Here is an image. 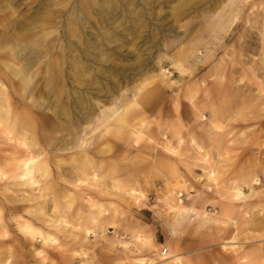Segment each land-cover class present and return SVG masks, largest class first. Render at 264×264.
Returning <instances> with one entry per match:
<instances>
[{
  "label": "rangeland",
  "instance_id": "1",
  "mask_svg": "<svg viewBox=\"0 0 264 264\" xmlns=\"http://www.w3.org/2000/svg\"><path fill=\"white\" fill-rule=\"evenodd\" d=\"M228 1L5 0L0 15L8 17L0 30L9 18L26 19L21 32L45 24L57 49L42 59L60 62L56 72L66 78L52 83L45 67L38 68L32 89L21 91L20 79L8 68L17 64L9 55L12 42H0V85L11 110L29 120L28 133L37 141L29 149L42 147L49 165L41 178L52 188L37 198L31 187L0 181V240L7 239L0 251L8 249L12 264H157L164 249L179 256L180 264H244L242 255L249 264H264V227H253L264 220V174L253 184L259 196L225 198L228 187L244 183L258 158L264 159V73L255 68L263 58L264 0L226 6ZM236 7L233 24L218 30L217 23ZM75 18L80 41L70 36L69 20ZM133 95L138 101L128 104L129 121L100 136L107 139L87 152L85 165L74 147L79 136L94 127L101 108L127 103ZM138 105L152 111L140 112ZM62 108L74 117L71 128H61ZM55 112L57 123L45 126L44 116L54 118ZM99 133L89 134L91 143ZM191 138L202 147L198 154ZM3 142L0 135V164L20 150ZM208 164L214 177L207 176ZM130 188L136 199L127 194ZM242 190L248 194L250 186ZM170 196L215 221L176 225ZM255 200L259 205L248 208ZM54 214L68 220L61 229L44 222ZM19 220L33 227L34 237L21 232ZM88 229L95 232L86 235ZM38 233L50 237L43 242ZM136 235L150 248L138 249Z\"/></svg>",
  "mask_w": 264,
  "mask_h": 264
},
{
  "label": "bare ground",
  "instance_id": "2",
  "mask_svg": "<svg viewBox=\"0 0 264 264\" xmlns=\"http://www.w3.org/2000/svg\"><path fill=\"white\" fill-rule=\"evenodd\" d=\"M235 1L238 0H230L226 3V6L232 5ZM10 2H17V0H10ZM5 4L7 5V2L5 0H0V7H3L5 9ZM26 5V4H24ZM224 8L225 5L222 6L218 10V14L224 15ZM3 9V10H4ZM176 11L177 8H173ZM237 7L233 10H231L232 14L227 18L222 20L223 22L217 23L218 30H225L228 27H230L233 22L236 20V16L238 11H236ZM6 17V13L3 12L0 15V21L4 20ZM36 17V16H34ZM84 18L82 17V20ZM25 21L20 20V18H9L5 22V27H3L0 30V42L6 43V42H12V48L10 49V57L15 59L16 65L12 66L9 65L8 68L11 70L12 74L14 76H17L18 79H20L19 83V89L21 91L26 92L27 88L32 89V83L33 77L37 75L35 70L38 68L45 67L46 73H49V81L54 82H60L62 83L63 80L66 78L63 77L64 75H61L57 73V70L60 69L61 63L56 60H49V59H42L49 55L50 52H52L54 49H57V46L54 43V39L50 37L53 31H45V24L39 23V24H33L32 27L27 28L25 31H17L22 30L23 27L26 24ZM69 22L71 23V29L70 30V36L77 37L79 34V31L72 26L73 23H79L78 18L70 19ZM51 22L48 21L47 26H49ZM31 24V23H30ZM215 26V25H214ZM8 27H12L11 32H9L7 29H10ZM215 28V27H214ZM20 32V33H19ZM77 35V36H76ZM69 36V35H68ZM29 39V40H27ZM77 41H80V36L77 37ZM262 55L263 58L260 63L257 64L255 67L257 70H261L264 73V45L262 47ZM101 57V56H100ZM103 59V57H101ZM75 67H78V64L75 65ZM251 71L253 74H255L254 68H251ZM61 72V71H60ZM164 75V70H160L158 73V76L161 78ZM260 80V79H259ZM263 80L261 79L258 84H262ZM263 85V84H262ZM58 99V97H57ZM138 101V96L133 95L132 100L125 103L123 100H117L112 105L106 106L100 109V111L95 115L94 117V127L86 132L84 136H79L77 141L74 144L75 148H78L81 150L80 156L83 157V160L86 163L90 162V158L87 155V152H91L95 147H97L102 140L107 139L103 137H100L102 135H106L110 128L114 125L115 127H119L117 123L122 124L126 121H129V113H128V104L130 106H135ZM145 100L143 99L142 102ZM140 106V112H151L152 110L149 109L146 110L145 105H138ZM86 108V107H84ZM90 106L88 107L89 110ZM65 108H62L61 114L65 115L64 124L62 129L64 128H71L73 125V115H69L65 113ZM22 112V111H21ZM54 118H50V116H44V125L50 126L53 122L57 123V118L60 117L59 112L54 113ZM200 117L204 116L200 114ZM213 120V119H212ZM31 124L29 120L27 121L25 115L23 114H16L11 110V103L10 99L8 97V93L6 89L3 87V85H0V135L4 137V144H9L13 142V145H15V148H19L20 150L16 151L14 150L11 155H9L7 158L2 159V164H0V181H4L5 187L8 185H14V186H28L39 192L38 195L35 197L41 198L46 197L47 191L52 190L51 185L48 182H45L42 180L41 177L45 176L48 171V165L49 162L46 158L41 157L42 153V147L38 146L37 150L32 152L29 149V145L35 146L37 144V141L33 137L31 133H28V127H30ZM215 126V124H213ZM84 129H87V125L84 127ZM71 130V129H69ZM93 130H99L98 138L93 143L90 142L91 140V134ZM211 130V129H210ZM130 133H134L132 131V125H130V130H128ZM69 132V131H68ZM14 133V134H13ZM119 133V129L115 131V134ZM70 138L73 139L74 136H76V133H69ZM89 135V136H87ZM116 137V136H115ZM71 142V141H70ZM181 140L179 139V143ZM191 143H195V139L191 138ZM67 148V147H65ZM195 150L200 151L202 149L201 145H194ZM109 149L105 148L102 149L100 152H107ZM227 151L226 153H228ZM263 160H260L258 158V165L255 170H251L247 173L245 182H234L228 187V194L225 197L226 199L230 201H247L248 198L253 196H259L257 192L253 191V184H258V175L264 174V165H259ZM255 166V165H254ZM92 167V166H91ZM207 170V176L208 177H214L215 176V168L212 164H208L206 166ZM205 169V167H204ZM120 178H117V181ZM93 184H97L98 178L95 173V170L92 171V178ZM44 181V182H43ZM78 184V182H77ZM250 186V192L248 194L244 193L242 190L243 186ZM113 186H116L115 183H113ZM42 193V194H41ZM46 193V194H45ZM261 194H264V191L259 192ZM128 195H132L135 199L137 198L136 189L130 188L127 190ZM135 195V196H134ZM181 196V194L179 195ZM31 197H34V194L31 195ZM259 199H262L264 201V197H261ZM258 199V200H259ZM170 202H172L171 207L173 208L175 217L174 221L176 225L180 224H188L192 219H197L201 224H206L211 221H215V219H212L211 217L207 216L204 212L197 211L195 209H192L190 207H185L182 204L181 199L177 198L174 200L172 196H170ZM258 200L253 201V203L248 205V208H254L258 206ZM5 203H2L4 206ZM224 204V203H223ZM68 207H70V203H67ZM229 205V204H227ZM246 205V204H245ZM14 210H18L17 207L13 208ZM39 209L43 210L44 206L40 205ZM231 207L227 210H224V212L229 213L231 212ZM248 211L245 210L244 213H247ZM1 220V219H0ZM67 218L65 220V217L60 216L59 214L56 216L54 214L53 217L50 219L45 220L44 222L47 224V226L53 227L55 229H61L62 225L67 224ZM222 222L223 221H219ZM21 232H26L30 234L32 237L35 236L34 229L31 225L28 224L27 221H18L17 222ZM253 227H264V220L257 219L255 223L253 224ZM95 230H86L85 234H93ZM2 236L6 235V229L3 227V233ZM38 236L42 238L43 242L46 240V237L48 238L49 235L44 236L43 234L38 233ZM50 237V236H49ZM234 238V237H233ZM135 239L137 241L138 249L139 248H146L149 249L147 242L143 240L140 235H136ZM1 244H6L7 239L5 237L0 240ZM236 251V250H233ZM167 254V255H166ZM243 260L246 263L249 264L250 260L247 258V256L242 255ZM157 263V262H156ZM181 260L179 259V256L173 253H168L167 250L163 251V256H161L160 262L157 264H180ZM0 264H12V261L10 260V255L8 249L0 251ZM136 264H142V260H138ZM144 264H154V262L147 261Z\"/></svg>",
  "mask_w": 264,
  "mask_h": 264
},
{
  "label": "built area",
  "instance_id": "3",
  "mask_svg": "<svg viewBox=\"0 0 264 264\" xmlns=\"http://www.w3.org/2000/svg\"><path fill=\"white\" fill-rule=\"evenodd\" d=\"M163 251H165V249Z\"/></svg>",
  "mask_w": 264,
  "mask_h": 264
}]
</instances>
